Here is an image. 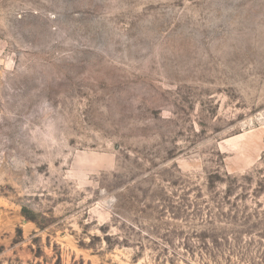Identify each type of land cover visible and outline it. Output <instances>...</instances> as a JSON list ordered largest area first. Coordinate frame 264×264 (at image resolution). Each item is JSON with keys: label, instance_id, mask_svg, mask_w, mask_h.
<instances>
[{"label": "rangeland", "instance_id": "obj_1", "mask_svg": "<svg viewBox=\"0 0 264 264\" xmlns=\"http://www.w3.org/2000/svg\"><path fill=\"white\" fill-rule=\"evenodd\" d=\"M0 264H264V0H0Z\"/></svg>", "mask_w": 264, "mask_h": 264}]
</instances>
